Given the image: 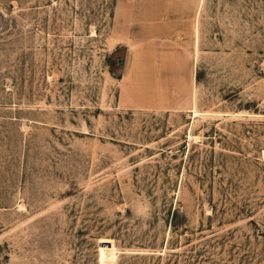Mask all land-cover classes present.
<instances>
[{
    "label": "rangeland",
    "instance_id": "rangeland-1",
    "mask_svg": "<svg viewBox=\"0 0 264 264\" xmlns=\"http://www.w3.org/2000/svg\"><path fill=\"white\" fill-rule=\"evenodd\" d=\"M197 2L0 0V264H264V0Z\"/></svg>",
    "mask_w": 264,
    "mask_h": 264
},
{
    "label": "crops",
    "instance_id": "crops-1",
    "mask_svg": "<svg viewBox=\"0 0 264 264\" xmlns=\"http://www.w3.org/2000/svg\"><path fill=\"white\" fill-rule=\"evenodd\" d=\"M199 6H200V0H198V2H197V7H196V9H198ZM195 35H196V27H195V32H194V45H195Z\"/></svg>",
    "mask_w": 264,
    "mask_h": 264
},
{
    "label": "water",
    "instance_id": "water-1",
    "mask_svg": "<svg viewBox=\"0 0 264 264\" xmlns=\"http://www.w3.org/2000/svg\"><path fill=\"white\" fill-rule=\"evenodd\" d=\"M103 243H108V242H103Z\"/></svg>",
    "mask_w": 264,
    "mask_h": 264
}]
</instances>
